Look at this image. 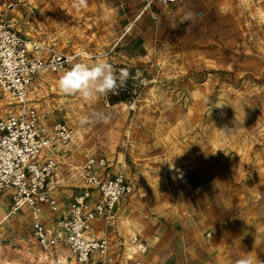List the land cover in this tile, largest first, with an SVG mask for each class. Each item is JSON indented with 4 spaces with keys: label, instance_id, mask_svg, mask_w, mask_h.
Segmentation results:
<instances>
[{
    "label": "rangeland",
    "instance_id": "374dc122",
    "mask_svg": "<svg viewBox=\"0 0 264 264\" xmlns=\"http://www.w3.org/2000/svg\"><path fill=\"white\" fill-rule=\"evenodd\" d=\"M188 11L195 24L181 22ZM0 19L75 55L28 92L43 122L72 129L55 151L51 185L61 204L81 187L76 168L90 156L134 184L105 227L108 254L85 264H133V235L147 250L177 244L199 264H264V0H0ZM100 60L116 74L128 70L131 100L87 101L59 89L73 64ZM13 110L0 93V118ZM94 112L110 122L81 126ZM10 205L0 192V264H77L64 250L44 252L26 209Z\"/></svg>",
    "mask_w": 264,
    "mask_h": 264
},
{
    "label": "built area",
    "instance_id": "2783aa9c",
    "mask_svg": "<svg viewBox=\"0 0 264 264\" xmlns=\"http://www.w3.org/2000/svg\"><path fill=\"white\" fill-rule=\"evenodd\" d=\"M176 1L147 0V5ZM74 57L40 44L0 19V93L14 106L0 118V192L9 193L13 213L26 209L32 235L44 252L53 255L63 249L75 263L85 264L108 254L105 227L113 225L117 205L133 193L134 184L122 170L112 172L106 158L90 156L76 168L82 185L65 206L53 190L55 151L71 139L72 129L62 121L43 122L28 92L38 75L62 71ZM97 229L103 234L94 235ZM130 240L137 254L147 252L139 237ZM133 264L143 263L136 258Z\"/></svg>",
    "mask_w": 264,
    "mask_h": 264
},
{
    "label": "clouds",
    "instance_id": "9594fccd",
    "mask_svg": "<svg viewBox=\"0 0 264 264\" xmlns=\"http://www.w3.org/2000/svg\"><path fill=\"white\" fill-rule=\"evenodd\" d=\"M86 0H77V6L85 4ZM197 14L188 11L182 18V23L189 25L195 24ZM128 75L127 69H121L117 75L113 66L106 61L100 60L92 65L85 63H75L69 69L64 71L59 79V89L67 96H79L87 101H94L99 96H106L109 93H115L119 87H123L126 83ZM219 107V106H217ZM111 117L103 112H94L91 116H85L80 120L81 126L89 124L110 122ZM225 134H229L232 130H222ZM237 264H253L249 258H242Z\"/></svg>",
    "mask_w": 264,
    "mask_h": 264
},
{
    "label": "crops",
    "instance_id": "0c3cea01",
    "mask_svg": "<svg viewBox=\"0 0 264 264\" xmlns=\"http://www.w3.org/2000/svg\"><path fill=\"white\" fill-rule=\"evenodd\" d=\"M45 218L48 219V222H52V218H49V214L46 213ZM95 226L99 228L100 223L97 222ZM102 234V230L97 229L94 232V235L96 236H100ZM131 249L132 246L130 247V256L133 257V260L139 258L142 260L143 264H199L198 261H192L194 259L192 256L184 254L182 249L179 248L177 244H172V242H158L156 244H149L147 252L142 256ZM134 253H136L135 256H133ZM215 261L209 264H216ZM57 262H59V260H57Z\"/></svg>",
    "mask_w": 264,
    "mask_h": 264
},
{
    "label": "trees",
    "instance_id": "16d2710c",
    "mask_svg": "<svg viewBox=\"0 0 264 264\" xmlns=\"http://www.w3.org/2000/svg\"><path fill=\"white\" fill-rule=\"evenodd\" d=\"M124 68V66H121ZM120 72L117 73L119 75ZM136 86L131 78H126V83L123 87H119L115 93H109L106 95L107 100L110 104H116L118 102L131 100L135 96Z\"/></svg>",
    "mask_w": 264,
    "mask_h": 264
},
{
    "label": "bare ground",
    "instance_id": "6f19581e",
    "mask_svg": "<svg viewBox=\"0 0 264 264\" xmlns=\"http://www.w3.org/2000/svg\"><path fill=\"white\" fill-rule=\"evenodd\" d=\"M47 81H50V79H46Z\"/></svg>",
    "mask_w": 264,
    "mask_h": 264
}]
</instances>
